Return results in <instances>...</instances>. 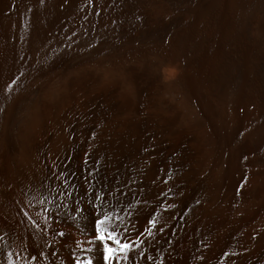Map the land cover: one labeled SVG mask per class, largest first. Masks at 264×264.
<instances>
[{
  "label": "bare ground",
  "instance_id": "1",
  "mask_svg": "<svg viewBox=\"0 0 264 264\" xmlns=\"http://www.w3.org/2000/svg\"><path fill=\"white\" fill-rule=\"evenodd\" d=\"M104 217L122 264H264V0H0V264H103Z\"/></svg>",
  "mask_w": 264,
  "mask_h": 264
},
{
  "label": "snow or ice",
  "instance_id": "2",
  "mask_svg": "<svg viewBox=\"0 0 264 264\" xmlns=\"http://www.w3.org/2000/svg\"><path fill=\"white\" fill-rule=\"evenodd\" d=\"M11 87V85H9ZM71 139V137H69ZM69 161H64L65 164H67ZM54 165H57V161H53ZM58 170V169H57ZM86 199L85 197H80L75 201V208L74 212L69 213L70 219L75 223L76 227H79V217L77 214H80L83 211L84 205L81 203V200ZM96 200H100L101 197L99 195L95 196ZM87 206L90 207L93 211L98 212L99 205H96L92 203L91 198H87ZM67 205H64L65 210H67ZM39 214H37L38 216ZM107 219V217L104 218H96L95 219V234H94V240L99 242V245L102 246V253H103V264H113V261H115V264H122V262L131 261L133 258V255L136 251H139V247L135 246L132 247L131 245L134 244L132 241H128L125 243L119 242V233L116 231H105L104 227L102 225L104 224V220ZM149 224H152V221H148ZM46 232V229H44ZM57 235L62 236L63 233L59 232ZM139 239V237H137ZM108 241H111L112 246L110 247ZM27 250V248L25 249ZM91 249H89L90 251ZM38 255L43 256V251H38ZM229 253L225 252L224 257H227ZM33 259H36V256L32 257ZM149 261L152 260V257H147ZM8 264H12V260H8ZM77 264H81V261L79 259L77 260ZM82 264H92L91 260L84 259Z\"/></svg>",
  "mask_w": 264,
  "mask_h": 264
}]
</instances>
